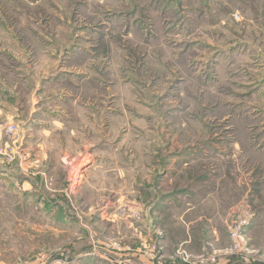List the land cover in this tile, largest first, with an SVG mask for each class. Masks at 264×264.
I'll return each instance as SVG.
<instances>
[{"label": "rangeland", "instance_id": "rangeland-1", "mask_svg": "<svg viewBox=\"0 0 264 264\" xmlns=\"http://www.w3.org/2000/svg\"><path fill=\"white\" fill-rule=\"evenodd\" d=\"M238 263L264 264V0H0V264Z\"/></svg>", "mask_w": 264, "mask_h": 264}, {"label": "crops", "instance_id": "crops-1", "mask_svg": "<svg viewBox=\"0 0 264 264\" xmlns=\"http://www.w3.org/2000/svg\"><path fill=\"white\" fill-rule=\"evenodd\" d=\"M182 162V161H181ZM176 170V168L175 169H173V171H172V173L171 174H169L170 175V178L172 177V175H175V173H173L174 171ZM177 173H178V171H177ZM177 173H176V175H177ZM166 175V174H165ZM161 200V197H159V196H157V198H156V202H155V205L157 206L158 204L159 205H161V206H165V205H167V203L166 202H170V203H174V201L175 200H170V198L169 197H167V200L166 199H164L161 203L159 202ZM175 202H178V204H182L179 200L178 201H175ZM154 206V205H153ZM182 210H180V213H178L177 215H176V219H177V222H178V224L181 226V230H183L184 231V233H185V230H187L188 228H189V225H188V223L186 222V221H183V216L184 215H186L187 213H189L190 211H192V209H190L189 208V206H185V205H182V206H179ZM202 220H206V222L208 221L207 219H202V218H200V217H198V221H200L201 223H202ZM196 223V222H195ZM209 223V222H208Z\"/></svg>", "mask_w": 264, "mask_h": 264}, {"label": "trees", "instance_id": "trees-1", "mask_svg": "<svg viewBox=\"0 0 264 264\" xmlns=\"http://www.w3.org/2000/svg\"><path fill=\"white\" fill-rule=\"evenodd\" d=\"M238 264H240V263H238Z\"/></svg>", "mask_w": 264, "mask_h": 264}]
</instances>
